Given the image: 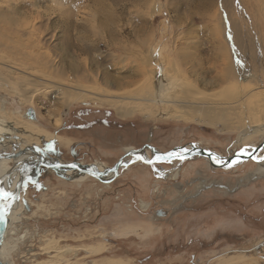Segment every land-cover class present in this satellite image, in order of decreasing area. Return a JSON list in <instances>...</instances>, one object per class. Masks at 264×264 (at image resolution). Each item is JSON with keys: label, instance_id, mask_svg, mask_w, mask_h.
<instances>
[{"label": "rangeland", "instance_id": "374dc122", "mask_svg": "<svg viewBox=\"0 0 264 264\" xmlns=\"http://www.w3.org/2000/svg\"><path fill=\"white\" fill-rule=\"evenodd\" d=\"M31 1L1 2L0 26L14 31L3 20H18L27 38L30 30L37 34L33 39L40 52L55 58L71 82L76 80L72 73L80 72L78 79L92 92L126 95L132 98L129 104H143L134 101L150 84L142 73H157L162 66L167 78L183 81L175 82L176 91L166 97L175 93L181 99L189 86L201 92L197 97L212 100L222 97L223 88L248 86V77L234 80L236 85L204 83L216 81L230 64L239 73L245 68L237 64L229 39L233 27L243 32L264 28V0H131L124 10L111 0H35L38 9ZM219 31L226 37L216 36ZM151 49L159 54V64H149ZM0 109L40 135L42 141L29 148L43 162H98L110 169L126 151L145 145L161 153L195 146L226 158L264 140V134L250 131L236 143L235 130L220 131L198 119L120 118L93 100L64 109L52 94H39L29 105L9 87H0ZM30 110L34 121L24 118ZM61 112L55 127L52 115ZM15 140L0 146V155L14 153ZM35 166L26 161L19 168L39 187L20 189L22 213L6 241L11 264H264V162L213 168L205 158L193 157L180 166L157 164L180 168L177 178L165 180L136 162L107 184L42 168L36 176Z\"/></svg>", "mask_w": 264, "mask_h": 264}, {"label": "bare ground", "instance_id": "6f19581e", "mask_svg": "<svg viewBox=\"0 0 264 264\" xmlns=\"http://www.w3.org/2000/svg\"><path fill=\"white\" fill-rule=\"evenodd\" d=\"M10 0H0V3L6 4ZM114 5H120L121 9H126L127 5L131 0H111ZM123 1V2H120ZM32 7H37V1H31ZM6 7V9H10ZM261 8V7H260ZM259 8V9H260ZM264 10V6L261 8ZM16 10V9H15ZM5 12V11H3ZM0 11V17L3 13ZM264 12V11H263ZM260 13V12H259ZM21 14V13H16ZM23 14V13H22ZM7 19V18H4ZM9 27H14V31H9L8 28H5L6 25L1 24L0 26V87L6 88L9 87L11 92L17 93L20 101H24L25 103L32 105L34 98L39 95H49L52 94L53 97L57 100L61 101L62 108H67L73 103H85L88 101H98L99 103L105 104L115 111L118 117L126 118L133 116L134 114H141L146 120L148 119H172L176 117L182 118H191L198 119L206 125L219 127L221 130H235L237 135V142L242 143L246 138V135L252 131H258V133L264 134V28L258 30L260 28H252L248 31H241L236 27H233L230 30L231 34V44L235 51V55L237 60L244 65L245 68L241 69V73L237 72V68L235 69L232 64L225 66L221 74L212 82H205V85H209L210 87H218L226 82L232 81L234 85H236L237 79H243L248 77V86L245 84L242 86L239 85L238 88H229L222 89L221 94L222 97L216 99H203L199 98L201 92H198L195 88L191 90V87L185 86V89L181 92V99L174 95L167 96L169 91L175 90V87L178 83H183V81L172 80L170 77L167 78L166 74L163 71V66L161 68L160 75L153 71L143 72V76H146L150 84L147 86L145 92H142L139 97L135 98L138 101H142L143 104L139 103H128L126 100H131L126 95L117 96L108 93L104 94H96L92 92V87L86 86L81 78L78 79V76L81 75L80 72H73L72 75L76 79L74 81H70L69 76L60 64L48 54H42L40 52V47L37 44V41L33 38L36 35H32L34 32L30 30L31 37H26V33L23 32L21 28H19V24L17 25L18 20H3ZM20 21V20H19ZM21 23V22H20ZM23 23V22H22ZM3 25V26H2ZM23 26H27L22 24ZM25 29V27H23ZM8 27V26H7ZM9 28V29H13ZM21 27V26H20ZM27 27H30L29 25ZM26 27V30H27ZM77 27V26H76ZM29 29V28H28ZM33 29V27H32ZM25 30V32H26ZM253 30V31H252ZM23 32L22 35H18V33ZM37 33V32H36ZM220 33L222 37H226L223 33ZM26 39V41L24 39ZM26 49H30V51H26ZM226 50V47L224 46ZM149 50V49H148ZM228 50V47H227ZM158 55L156 52L154 53L152 49L149 51L148 58L149 64H155L158 61ZM156 60V62H153ZM236 60V61H237ZM160 62L158 61V64ZM144 64V63H143ZM148 64V63H147ZM156 65V64H155ZM160 68V67H158ZM146 70V69H145ZM240 70V69H239ZM157 71V70H156ZM88 74V77L92 80L91 82L95 83V78L93 75ZM141 74V75H142ZM151 76L153 77V81L151 82ZM204 81V80H203ZM202 81V82H203ZM208 81V80H207ZM256 81V83L254 82ZM175 82H178L174 84ZM255 83L252 85V83ZM185 85V83H184ZM187 85V84H186ZM226 85V84H224ZM145 87V86H144ZM182 87V86H181ZM146 88V87H145ZM179 88V87H177ZM179 90V89H178ZM143 91V90H142ZM176 91V90H175ZM180 94V92H179ZM178 95V94H177ZM202 95V94H201ZM172 96V97H171ZM199 96V97H197ZM170 97V98H169ZM204 97V96H203ZM172 106L174 108L172 109ZM3 109L4 107L1 106ZM181 109V110H177ZM1 110V109H0ZM3 111V110H2ZM33 111V110H32ZM34 113V112H33ZM63 112L58 113L57 115H52L53 125L58 127L61 123V117ZM24 118L26 120H30L29 115L27 113L24 114ZM35 120V119H34ZM32 120V121H34ZM29 131L27 127H23V125L9 118L5 113H0V146L4 147L12 143V139H16L17 145H15L14 153H8L7 151H3L2 155H0V181L3 182L2 186L7 190H11L13 192L18 191L17 185H14L15 179L20 175V180H25L31 178L34 180L32 176H29V173H20L19 168L26 161H32L36 164L42 162L46 165H55L59 162H52L46 160L45 162L41 161L38 158H35L32 154V149H30L29 145L37 144L40 139L39 134H35ZM255 135V134H254ZM52 139L46 143L48 145H52ZM45 143V144H46ZM261 145V146H260ZM260 146V149L255 153L254 149ZM28 147V148H26ZM186 149H190L188 153H194L193 157H201L196 153H199L202 149L187 146ZM181 148H176L174 150H179ZM34 150V149H33ZM139 150L138 153H132L130 151H134L133 149L126 151L129 155L123 160L121 168H126L128 165L136 162H140L137 159L138 155H142L144 157L152 158L153 155L150 150L144 146ZM173 151V150H172ZM207 153H212L216 157H220L223 161H226L228 157H222L218 154L213 153L212 151L202 150ZM249 151L252 155L260 157L258 153L261 151L264 153V140L257 145L256 147H250ZM237 152H235L236 154ZM37 155V154H36ZM234 156V155H232ZM229 156V157H232ZM41 157V156H40ZM192 157V158H193ZM264 157V155H263ZM207 160V159H206ZM242 160V161H249ZM209 164L213 168H225L224 164H217L207 160ZM256 161V160H253ZM177 163L180 166V161L172 160L170 163ZM12 164V166H7L6 164ZM232 163V162H231ZM62 164V163H60ZM64 164V163H63ZM77 166L81 169H84L92 174H98L100 177V181H108L113 178V173L108 167L102 165V163H95L93 165L81 166L75 162ZM143 164V163H142ZM34 167V168H35ZM159 169V173L154 171L153 169ZM111 168V167H110ZM120 168V169H121ZM153 172L156 174L155 176L159 179H175L179 176L180 168H172L173 170H166L164 167H159L157 165H151ZM119 169V171H120ZM54 171L60 172L62 175L67 174L68 172H72V177H84L86 176L79 171L67 167H56L52 169ZM118 171V175H119ZM89 177V176H88ZM9 180L11 181L9 185ZM20 191V190H19ZM22 213V203H21V194L19 192V200L13 204L11 211L8 214L7 218V228L5 231V236L3 239V243L0 247V261L5 264H11L10 257L7 253V245L6 241L8 236L11 234L13 229L12 222L16 219V216ZM90 254L94 253L93 250H90Z\"/></svg>", "mask_w": 264, "mask_h": 264}, {"label": "snow or ice", "instance_id": "6c2138e0", "mask_svg": "<svg viewBox=\"0 0 264 264\" xmlns=\"http://www.w3.org/2000/svg\"><path fill=\"white\" fill-rule=\"evenodd\" d=\"M229 39H231V36H229ZM237 64H240V61H236ZM195 147V146H193ZM49 151H54L52 145L48 146ZM37 151H40V149H37ZM190 151V149L181 148L179 150H173L167 153L163 154H155L152 158L144 157L142 155H138L137 159L141 162L149 165H157L165 162H171L172 160H178L180 162H183L187 158V154ZM210 158L213 160V162L219 164H224L227 167H233L235 164L242 162V158L244 156H250L251 159L256 160L257 162H264V157H257L255 155H252L249 151V148L246 146L244 148H241L238 153L235 154V160L232 163H229L227 161H223L220 157L214 156L212 153H209ZM56 167H60V165H55ZM69 167L75 168L77 167L76 164H70ZM157 173H159V169L155 168L153 169ZM11 181L9 180V185ZM3 182L0 181V224L5 223L6 217L8 216L9 212L11 211L13 204L19 200V195L16 192H13L11 190H7L5 187L2 186ZM35 186L39 187L38 182L32 180L31 178L23 180L22 183L17 185V188L20 189H27L28 186Z\"/></svg>", "mask_w": 264, "mask_h": 264}, {"label": "water", "instance_id": "95a60500", "mask_svg": "<svg viewBox=\"0 0 264 264\" xmlns=\"http://www.w3.org/2000/svg\"><path fill=\"white\" fill-rule=\"evenodd\" d=\"M27 115H29V117H30V119L31 120H34L35 119V116H34V113H33V111H27ZM149 150H150V152L152 153V155L154 156V153L155 154H163V153H161V152H158V151H156L154 148H152L150 145H145ZM261 146V145H260ZM260 146L259 147H257L256 149H254V151L253 152H257L259 149H260ZM144 147V146H143ZM143 147H141V148H143ZM141 148H139V149H141ZM138 151L139 150H134V151H130V152H132V153H138ZM167 152H170V151H167ZM167 152H165V153H167ZM36 154H38V153H36ZM196 154H198L199 156H201V157H203V158H205V159H207V160H211V158H210V156H209V153H207V152H205V151H199V153H196ZM39 155V154H38ZM129 154L128 153H125L122 157H120L118 160H117V162L110 168V170H111V172L113 173V178L112 179H110V180H108V181H100V176L97 174H92V173H90V172H88V171H86V170H84V169H81L79 166H77V167H75V168H71V167H69V165L70 164H75V163H62V164H60V163H56L55 165H60V167H67V168H71V169H75V170H77V171H79L80 173H83V174H85V175H87V176H89L90 178H93V179H95V180H97V181H99V182H101V183H105V184H107V183H110L111 181H113L117 176H118V171H119V169L121 168V166H122V163H123V160L128 156ZM194 156V153H188L187 154V158L186 159H189V158H192ZM248 159H250V156H244L243 158H242V160H248ZM235 160V155L234 156H232V157H228L227 159H226V161L227 162H229V163H231V162H233ZM140 161V160H139ZM141 162V161H140ZM141 163H143V162H141ZM143 164H145V163H143ZM55 165H46V164H44V163H42V162H39L38 164H37V167H35V173H36V176H39V170L42 168V170H52V169H55L56 168V166ZM145 165H149V164H145ZM149 166H151V165H149ZM20 190V188H18V191H17V194L19 195V191ZM7 218H8V216L6 217V221H5V223H2V224H0V247H1V245H2V243H3V239H4V236H5V231H6V228H7ZM0 264H5V263H2L1 261H0Z\"/></svg>", "mask_w": 264, "mask_h": 264}, {"label": "crops", "instance_id": "0c3cea01", "mask_svg": "<svg viewBox=\"0 0 264 264\" xmlns=\"http://www.w3.org/2000/svg\"><path fill=\"white\" fill-rule=\"evenodd\" d=\"M174 149H176V148H174ZM174 149H173V150H174ZM121 169H123V168H121ZM121 169H120V171H121ZM120 171H119V172H120ZM164 180H165V179H164Z\"/></svg>", "mask_w": 264, "mask_h": 264}]
</instances>
